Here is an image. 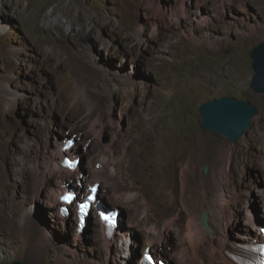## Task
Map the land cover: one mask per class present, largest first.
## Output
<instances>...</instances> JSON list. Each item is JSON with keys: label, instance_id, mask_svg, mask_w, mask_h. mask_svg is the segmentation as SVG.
Listing matches in <instances>:
<instances>
[{"label": "rangeland", "instance_id": "1", "mask_svg": "<svg viewBox=\"0 0 264 264\" xmlns=\"http://www.w3.org/2000/svg\"><path fill=\"white\" fill-rule=\"evenodd\" d=\"M100 17L112 25L100 22L97 36L85 34ZM58 19L61 28H53ZM261 41L264 0H0V250L4 252L0 264H64L73 258L71 264H92L95 257L101 259L105 240L96 207L90 215V232L79 233V249L74 243L75 206H69L67 227L59 216L61 202L55 207L49 202V194L69 172L62 168L51 177L38 178L36 170L68 137L79 142L80 133L88 149L76 166L83 185L72 180L67 185L78 198L93 189L89 184L97 163L105 167L120 163L125 175L120 182L131 181L132 167L125 156L131 149L143 161L142 175L144 169L150 172L151 163L161 180L143 191L152 196L160 192L174 213L183 210L182 164L192 163L185 195L195 201L196 194L212 188L213 172L230 154L240 163L229 171L237 175L236 192L243 198L234 205L239 225L231 235L247 240L241 229L247 224L243 210L248 192H253L249 209L256 216L264 214V93L250 86L254 74L250 53ZM221 96L258 107L236 142L201 127L200 105ZM174 127L175 138L165 134ZM150 141L151 151L144 149ZM163 141L182 144L158 155L155 151ZM247 150L255 159L248 166L242 160ZM98 177L99 199L123 211L126 221L134 209L115 203L114 185L105 169ZM30 206L24 229L30 235L25 239L13 217ZM54 224L57 232L52 233ZM10 230L17 232L16 238L6 236ZM118 231L125 234L128 228ZM133 238L137 244L130 257L138 264L145 237L137 228ZM157 251H151L156 258L161 256ZM159 251L164 254L159 259L184 264L179 249L170 243Z\"/></svg>", "mask_w": 264, "mask_h": 264}, {"label": "bare ground", "instance_id": "2", "mask_svg": "<svg viewBox=\"0 0 264 264\" xmlns=\"http://www.w3.org/2000/svg\"><path fill=\"white\" fill-rule=\"evenodd\" d=\"M97 22L98 23L96 24V26L94 25L95 27L90 28L88 32L85 30V34H94L97 36L96 28L100 27V22H102L106 26L112 25V22L104 17H100V20ZM51 25L53 28L60 29L62 23L58 19V22L56 24ZM62 124L66 123L63 122ZM164 132H166L165 134L169 135L170 137L175 138L178 133V128H169ZM79 135V142L74 143L69 148H64L65 145L60 144L58 147H56V150L49 152L48 155L45 156V163H43V165H37L36 167L38 178H46L48 176L51 177L52 174H55L56 171L62 168L66 169L69 172V176L63 177L60 181H58V187L56 186L49 194V202L51 203L52 207H55L56 203L60 201V196L63 193L71 192V189L67 188L68 183H70L69 181H78V183L83 185V180L80 175L81 173L76 166L69 167L63 166L61 164V161L65 156H69L73 160H75L79 158V155H81L83 151L84 153H87L88 149L86 144L84 143V135L82 133H80ZM181 142L182 141H163L160 144L161 146L159 145L160 147L155 152L160 155L163 149L181 145ZM149 143H151V141L144 143V149L151 151L153 150V148L151 149V147H149ZM82 145L84 147V150H82ZM243 154L244 155H242V160H244L247 166L255 163V159L253 158L249 150L244 151ZM125 156L128 158L129 164L132 167V170L129 172V177L132 178L131 181L127 183L120 182V180L125 177L120 163L113 162L111 165H107L106 167L102 163H97L94 167L95 175L92 182L90 181L89 184L96 190L100 186L98 172L101 169H105V172H108L112 179V185H114V189L112 190V192L114 193L115 203L120 204L121 207L127 208V210H130L131 208L134 209V211L131 212V217L129 216L126 221H122L125 214L123 211L120 212L117 220L118 227L116 228V231L111 239H108L104 236V226L100 223L102 237L105 240L103 244L104 249L99 254V257H101V259L93 256L95 257L94 260L99 259V261L92 260L94 264H131L130 261H132V258L130 256L132 255L133 248H135L133 245L137 244L136 241H134L133 234L137 228L142 231L143 236L145 237L144 244L146 245L144 246V252L148 248L151 251L158 250L156 253H160V257H162L164 256V254L159 251V248H161V245L170 243L173 248L177 247L179 249L184 264H237L232 259V254L244 251V247H249L250 242L253 238L257 239V241H261L264 239V237H261V235L259 234L260 228L264 226V214L263 216H256L254 213H252V210L249 209V205L251 203L249 202L248 197L250 193H253L252 191L248 192V194L245 195L246 199L244 198L245 210H243V213L245 214V217L247 219V224L245 226L243 225V223L241 224L244 226L241 230L245 229L244 231L246 233H244V235L245 238L247 237V240L241 241L232 238L233 236L231 235V231L234 229L235 225H239V222H237L238 218L235 217L234 214L236 211L234 205L240 200H243V198L241 194L238 195V193L236 192L235 185L236 180H238L237 175H235L234 173L231 174L229 171V167L236 166V162H239L238 160H236V158L231 157L230 154L222 157L219 170L213 172L212 188H205L202 190L200 195L196 194L195 201H189L188 197L185 195L187 186L186 178L190 173H192V163L189 161L182 164L181 203L183 206L182 209L184 211L181 210L183 212L180 211L179 213L170 211V207L166 205L162 194H159L160 192L152 196L149 193L143 191V189L148 184H154L152 183L153 181L157 182L156 184L161 181L157 176L156 167L150 163V165H148L150 166V172L148 173L144 169V173L142 175L140 167L143 161L140 160V156L133 155L131 149L125 151ZM164 156L166 157V155ZM166 182L168 181L166 180ZM165 185L169 184L165 183ZM21 189L22 191H25V185H21ZM89 192H91V190L87 191L84 196L78 199L82 200ZM34 197L36 200V198H38V194L35 193ZM20 201H22L24 204L26 199L22 198L20 199ZM16 202L17 201L14 200L13 203L15 204ZM62 204L64 203L61 202V204H59V207ZM198 207L207 212V220L211 228L210 234H206L205 227L200 222L199 218L201 213L197 210ZM32 208L33 206H30L27 209H24L20 214H18L16 218L13 217L17 225L21 227V237L25 239H27V234L30 235V230L25 231L24 229L27 228L26 220ZM92 208L93 207L91 206L90 211L92 210ZM110 208H115V206ZM121 210L124 209L121 208ZM59 214V216L62 218L61 223L63 224V226L68 227V225L66 224L67 219L65 220L66 214L61 212ZM89 216L90 212L87 215V218ZM55 225L56 224H54L53 226V232V227L51 226L50 228L52 233H55V231L57 232V225ZM121 226L128 228V231L125 234L118 231V228ZM86 228L87 226L85 227V229ZM252 228L255 229L256 232L252 233ZM84 231L82 232L84 233ZM16 233V231L10 230L8 231L6 236L10 238H16ZM80 237H82V235L76 232L74 243H79V249L81 246ZM68 245L70 246V248L71 246L73 247L72 241ZM75 247L76 246H74V248ZM134 250L138 251L137 248ZM88 253L91 254L90 251L87 252V255ZM3 257L4 252L0 250V260L3 259ZM73 259L68 260L64 264L73 263ZM58 261L60 262L62 260ZM132 262V264H134V260ZM138 264L146 263H144L142 260L139 261Z\"/></svg>", "mask_w": 264, "mask_h": 264}, {"label": "water", "instance_id": "3", "mask_svg": "<svg viewBox=\"0 0 264 264\" xmlns=\"http://www.w3.org/2000/svg\"><path fill=\"white\" fill-rule=\"evenodd\" d=\"M254 74L250 86L256 93H264V41L258 43L250 53ZM203 122L201 127L225 135L229 141L236 142L250 126L253 117L258 112V107L251 101L240 100L234 96H221L203 102L199 108ZM204 171H208L206 165ZM200 222L205 227L206 234L211 233L207 220V212L202 211ZM91 217L85 223V233L90 232ZM167 264H174L167 260ZM13 264H26L23 261H15Z\"/></svg>", "mask_w": 264, "mask_h": 264}, {"label": "snow or ice", "instance_id": "4", "mask_svg": "<svg viewBox=\"0 0 264 264\" xmlns=\"http://www.w3.org/2000/svg\"><path fill=\"white\" fill-rule=\"evenodd\" d=\"M68 166L69 167H73L74 165L69 162ZM91 191L94 193L95 189L93 188ZM63 199L65 200V202L71 203V201L74 199V195L69 193L68 195L63 197ZM92 200H94V195H90L87 198V201H92ZM88 207H89V203L88 202H85V203H82V204L79 205L80 212H81L82 216H83V214H86ZM101 217L103 219H105V220H109L110 219V217L105 216L103 213H101ZM261 264H264V261H261Z\"/></svg>", "mask_w": 264, "mask_h": 264}, {"label": "clouds", "instance_id": "5", "mask_svg": "<svg viewBox=\"0 0 264 264\" xmlns=\"http://www.w3.org/2000/svg\"><path fill=\"white\" fill-rule=\"evenodd\" d=\"M74 138V137H73ZM75 139V138H74ZM66 145V144H65ZM71 160H73L71 157H69ZM78 160H79V162H80V159L79 158H77ZM76 160V159H75ZM61 164H62V161H61ZM63 165V164H62ZM63 166H65V165H63ZM77 166V165H76ZM72 192V191H71ZM73 193H75L76 195H77V197H76V199H75V201H78V194L76 193V191L75 190H73ZM97 196H98V199H99V194H98V192H97ZM80 200V199H79ZM100 200V199H99ZM102 201V200H101ZM103 203H104V201H102ZM104 205H105V203H104ZM106 206V205H105ZM106 207H108V206H106ZM118 209V208H117ZM119 210V209H118ZM91 212H92V210L90 211V215H91ZM119 214H120V210H119ZM96 215H97V213H96ZM98 216V215H97ZM91 217V216H90ZM99 217V216H98ZM85 226V225H84ZM76 228H77V226H76ZM82 231H84V228H83V230ZM115 231H116V229L114 230V233H115ZM113 233V234H114ZM105 236V235H104ZM158 259L160 258V257H157ZM163 261H166V260H163ZM167 262V261H166Z\"/></svg>", "mask_w": 264, "mask_h": 264}, {"label": "trees", "instance_id": "6", "mask_svg": "<svg viewBox=\"0 0 264 264\" xmlns=\"http://www.w3.org/2000/svg\"><path fill=\"white\" fill-rule=\"evenodd\" d=\"M164 262H166V261H164ZM167 263V262H166Z\"/></svg>", "mask_w": 264, "mask_h": 264}]
</instances>
